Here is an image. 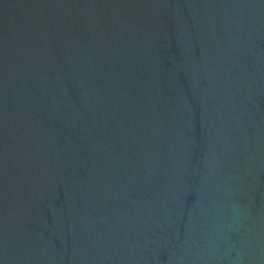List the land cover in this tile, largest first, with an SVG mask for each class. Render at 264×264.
<instances>
[{"label":"water","instance_id":"95a60500","mask_svg":"<svg viewBox=\"0 0 264 264\" xmlns=\"http://www.w3.org/2000/svg\"><path fill=\"white\" fill-rule=\"evenodd\" d=\"M0 264H264V0H0Z\"/></svg>","mask_w":264,"mask_h":264}]
</instances>
